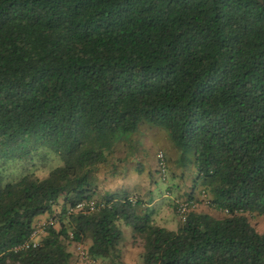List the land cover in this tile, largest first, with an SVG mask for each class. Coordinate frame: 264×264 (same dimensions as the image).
<instances>
[{"label": "trees", "instance_id": "obj_1", "mask_svg": "<svg viewBox=\"0 0 264 264\" xmlns=\"http://www.w3.org/2000/svg\"><path fill=\"white\" fill-rule=\"evenodd\" d=\"M146 123L191 157L192 189L224 218L191 211L170 231L124 193L68 214ZM41 151L62 162L43 179L0 166V264H74L72 244L123 264L121 224L141 264H264L245 216H264V0H0V159ZM59 201L58 228L15 252Z\"/></svg>", "mask_w": 264, "mask_h": 264}, {"label": "rangeland", "instance_id": "obj_2", "mask_svg": "<svg viewBox=\"0 0 264 264\" xmlns=\"http://www.w3.org/2000/svg\"><path fill=\"white\" fill-rule=\"evenodd\" d=\"M160 155L167 164L165 177L159 170ZM61 165L62 162L58 157L46 151L33 154L32 158L23 161L0 159L6 181H14L25 174H33L43 179L51 170ZM194 178L195 171L191 165V157L188 156L181 162L180 153L173 146L166 131L146 123L136 132L124 135L114 147L107 164L102 166L96 175V193L90 202L98 204L106 194L124 193L133 201H140L142 209H146V204L152 203L153 206L147 208L152 211L156 224L170 231H176L182 223L175 211L177 201L190 200L193 202L191 211L206 213L217 219L224 218V212L209 207V196L202 191V188L192 189ZM60 210L61 201L53 207L52 215L40 216L35 220L34 229H42L47 225L58 228ZM245 216L250 225L259 234L264 235V216L256 213ZM121 230L123 241L120 251L123 264H141V240L133 238L131 228L123 224ZM44 232L35 238L36 243L40 242ZM77 246H80L84 252L87 250L84 244L70 246L74 264H90L80 259V250ZM91 260L93 264H105L98 259Z\"/></svg>", "mask_w": 264, "mask_h": 264}, {"label": "built area", "instance_id": "obj_3", "mask_svg": "<svg viewBox=\"0 0 264 264\" xmlns=\"http://www.w3.org/2000/svg\"><path fill=\"white\" fill-rule=\"evenodd\" d=\"M166 169H167V164L162 155L159 156V170L160 173L162 174L163 177L166 175ZM132 200V199H131ZM193 206V202L190 200H184V201H177L175 205V211L178 217L182 220V222L185 220L189 212H191V208ZM103 207V204L98 203V204H93L92 202H82L76 205L75 208L69 209L68 214H75L79 212L83 213H91L95 211L96 209ZM45 227V226H44ZM44 227L42 229H38L33 231L30 239L23 243L22 245L15 247L13 250L16 252L18 250H27L30 247H36L38 243H36L35 238L40 234L43 233ZM77 248L80 250L79 256L82 261H86L90 264H93L94 262L88 257L87 252L81 250L80 246H77Z\"/></svg>", "mask_w": 264, "mask_h": 264}, {"label": "crops", "instance_id": "obj_4", "mask_svg": "<svg viewBox=\"0 0 264 264\" xmlns=\"http://www.w3.org/2000/svg\"><path fill=\"white\" fill-rule=\"evenodd\" d=\"M145 206L150 208V206H153V204L149 203V204H146Z\"/></svg>", "mask_w": 264, "mask_h": 264}, {"label": "water", "instance_id": "obj_5", "mask_svg": "<svg viewBox=\"0 0 264 264\" xmlns=\"http://www.w3.org/2000/svg\"><path fill=\"white\" fill-rule=\"evenodd\" d=\"M260 1V0H259Z\"/></svg>", "mask_w": 264, "mask_h": 264}]
</instances>
